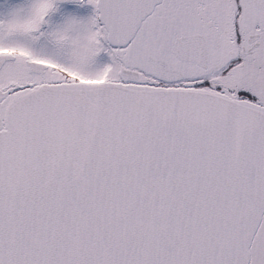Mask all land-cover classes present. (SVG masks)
Masks as SVG:
<instances>
[{
	"label": "snow or ice",
	"instance_id": "1",
	"mask_svg": "<svg viewBox=\"0 0 264 264\" xmlns=\"http://www.w3.org/2000/svg\"><path fill=\"white\" fill-rule=\"evenodd\" d=\"M0 264H264V0L0 6Z\"/></svg>",
	"mask_w": 264,
	"mask_h": 264
},
{
	"label": "flooded vegetation",
	"instance_id": "2",
	"mask_svg": "<svg viewBox=\"0 0 264 264\" xmlns=\"http://www.w3.org/2000/svg\"><path fill=\"white\" fill-rule=\"evenodd\" d=\"M8 0H0V6H3V4H6Z\"/></svg>",
	"mask_w": 264,
	"mask_h": 264
}]
</instances>
